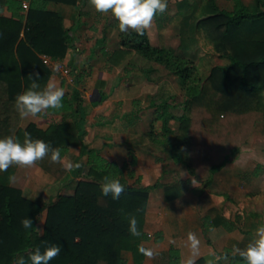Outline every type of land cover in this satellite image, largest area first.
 I'll list each match as a JSON object with an SVG mask.
<instances>
[{"label":"trees","instance_id":"obj_1","mask_svg":"<svg viewBox=\"0 0 264 264\" xmlns=\"http://www.w3.org/2000/svg\"><path fill=\"white\" fill-rule=\"evenodd\" d=\"M87 1L0 0V138L12 136L23 143L24 134L30 133L33 140L59 148L62 160L74 146H81L82 151L75 162L79 167L71 171L65 170L61 163H53L54 168L47 166L50 157L38 162L63 184L76 182L73 194H60L58 201L49 205L42 228L44 207L11 186L9 177L15 174L12 168L0 174V264H15L20 256L27 259L37 248L43 252L52 245H59L61 252L49 264H127L122 256L124 251L133 252L139 264L144 258L138 249L149 240L145 231L149 194L153 188L162 187L163 180L153 187H144L142 178L136 174L135 155L120 166L86 142L90 109L83 90L92 66L78 70L70 64L74 85L64 95L63 107L45 112V115H67L70 119L53 122L46 130L35 123L22 128L12 121V114L17 113L15 98L30 88L32 79L39 77L36 91L48 85L53 71L44 57L61 61L69 51L76 50L81 6ZM226 1L230 8H222L218 0H167V10L157 13L154 19L163 27L170 3L175 5L182 19V42L178 48L154 45L148 30L143 35L132 30L121 32L119 48L113 52L101 48V54L112 66H120L127 58L138 55L178 78L185 96L179 132L169 129L168 117L163 116L165 136L159 144L168 159L186 166L205 187L250 138L255 124L264 120V0H254L252 7L244 0ZM51 4L73 6L76 25L66 29L60 14L49 10ZM5 6L13 14L11 18L2 15ZM103 42L98 41L99 46ZM207 42L212 45L211 53L228 63L212 67L206 75L199 63L185 53L197 45L206 46ZM172 107L167 100L157 111H169ZM152 134L158 135L154 131ZM83 156H87V162L81 160ZM262 169L259 164L253 175L261 176ZM105 176L118 178L124 185L119 199L102 194ZM182 193L181 183L165 190L168 201L178 199ZM133 216L139 236L129 232ZM26 218L32 220L33 227L22 226L21 221ZM202 222L206 233L218 226L234 228L223 217L207 216ZM169 254L170 264H183L179 250L172 248ZM194 264L210 262L201 258ZM213 264L245 262L226 248L218 253Z\"/></svg>","mask_w":264,"mask_h":264},{"label":"crops","instance_id":"obj_2","mask_svg":"<svg viewBox=\"0 0 264 264\" xmlns=\"http://www.w3.org/2000/svg\"><path fill=\"white\" fill-rule=\"evenodd\" d=\"M253 2L255 4L254 0ZM25 3L28 7L29 3ZM81 7L82 16L79 17L77 48L75 51H69L64 60L56 61L59 70L53 72L49 83L64 88L66 95L74 85L70 64H73V69L76 67L78 70L92 66L91 75L87 78L83 90L86 105L90 109L86 126L88 131L86 142L90 148L98 150L104 158L120 166H123L131 155H135L137 158L136 174L137 177L142 178L144 187H153L163 180L162 187L153 188L150 191L145 222V231L149 240L141 243L144 248H150L158 255L153 259L144 256L140 264H170L169 252L172 248L179 250L183 264H186L189 258L193 259L194 263L201 258H206L211 264L217 260L218 253L226 248L233 250L235 246L244 249L252 241L256 229L264 225L262 222L264 215L254 219L248 214L242 220L243 217L239 214L229 212V208H226V201L229 196L246 194L255 188L254 182L250 180L252 178L250 174L254 173V168H250L245 157L236 156L231 158L229 163L215 175L213 182L207 186L208 189H202L200 186L205 184L196 181L193 185L192 180H195V177L186 166L175 164L168 159L163 146L159 144L165 136L163 116L168 117V128L178 133L183 110H176H178L177 106H181L185 101V97L177 99L175 94L179 92H175L176 88L173 85L174 92L171 93V85L168 81L170 80L169 71L138 55L127 58L120 66L107 63L106 58L101 54V48L109 52L119 48L121 32L117 30L119 29L118 21L115 19L113 23L109 22L110 32L106 25L103 31L101 29L98 31L99 33L102 31L100 36L96 37L97 34L94 31L97 29L94 27L90 29L89 25V19L93 14L90 11L92 6L87 1ZM49 10L60 14L66 29L76 25L74 19L76 9L73 6L51 4ZM2 15L8 18L13 16L6 6L3 7ZM96 15L102 16L99 12ZM155 24L156 21L153 19L152 26ZM92 33L94 34L93 39L86 40V35L90 37ZM101 40L104 42L99 46L98 41ZM84 43L89 46V49L85 50L82 47ZM91 57L92 60H88ZM143 62H148L149 67H145ZM162 70L165 72L162 73ZM176 79L179 84L178 78ZM89 89H91L90 93ZM102 97L105 98L103 102ZM167 100L173 107L169 111H157V107ZM64 118L70 119L67 115H45L43 113L35 118L24 119L26 122L22 128L35 123L39 128L46 130L50 124L60 122ZM153 131L157 134L160 132L159 136L155 137L152 134ZM81 154V146H74L63 161L69 158L75 165L76 159ZM81 160L87 162V156H83ZM10 168L15 171V179L11 182V186L22 190L26 197L39 203L44 207L43 211H48L49 205L54 203L50 201L46 204V199H51L53 196L48 194L49 189L50 192L53 190L52 193L58 194L57 192L63 187L68 188L61 182L60 187L57 183L51 185L49 180L51 175L46 172H43L44 176H39L40 180L46 181L42 189L36 188L35 183L32 184V178L28 175L25 179V182L28 181L26 187H20L17 185L19 182L16 180L15 167ZM165 170L167 171L164 172ZM51 180L58 181L54 178ZM134 182L132 180L131 185ZM176 183L182 184L183 193L178 199L168 201L165 190ZM75 184L76 182L70 185V190L75 191ZM207 216L213 219L223 217L230 221L234 228L228 230L224 226H218L206 233L202 221ZM189 232L194 233L200 242L195 255L186 246ZM122 256L127 264H139L136 255L131 251H124Z\"/></svg>","mask_w":264,"mask_h":264},{"label":"clouds","instance_id":"obj_3","mask_svg":"<svg viewBox=\"0 0 264 264\" xmlns=\"http://www.w3.org/2000/svg\"><path fill=\"white\" fill-rule=\"evenodd\" d=\"M89 4L101 14L110 12L118 21L120 32L132 30L139 35H143L145 30L152 27V21L157 13L163 14L167 10V0H89ZM38 79V76L35 80L32 79L30 88L15 98L14 107L21 119L35 118L48 109L63 107L62 100L65 89L50 82L42 91H36L39 88L36 82ZM60 152L59 148H52L43 140H33L30 133L27 132L24 134L23 143L12 136L0 138V172H6L12 166L32 167L45 157H50L51 163H61L68 171L79 167V165H73L71 161L65 165ZM14 179L15 177H9L10 182H13ZM194 183L193 179L192 184L194 185ZM101 191L104 196L111 194L112 198L116 200L124 192V185L118 178L105 176L101 184ZM21 223L26 229L33 227L32 220L28 218L22 220ZM129 232L133 236L140 235L134 216L129 220ZM199 243L194 233L187 234L186 246L190 248L193 255L198 252ZM138 251L149 259L158 255L152 249L142 246ZM60 252L59 245L49 246L43 252L37 248L28 255L27 259L20 256L15 260V264H29V261L30 264H49ZM236 254L242 258L245 264H264V225L256 229L252 241L244 249L233 247V255ZM186 264H194V260L189 258Z\"/></svg>","mask_w":264,"mask_h":264},{"label":"rangeland","instance_id":"obj_4","mask_svg":"<svg viewBox=\"0 0 264 264\" xmlns=\"http://www.w3.org/2000/svg\"><path fill=\"white\" fill-rule=\"evenodd\" d=\"M244 2L252 7L254 6V2L253 0H244ZM219 5L222 8H230L231 4L229 2H227L226 0H218ZM93 14L89 19V25H90V29H92V27L96 28L97 31L95 30L94 32H96V37L100 36V33L105 29V26L107 25V29L109 28V22L113 23L115 21V18L111 15V13L109 12L108 14H101L102 16L99 17L96 14L98 13L94 7H91L90 10ZM181 28H182V19L181 16L179 15V13L177 12V9L175 7V5L173 3H170L169 7H168V12L166 15V24L163 27H159L157 22L155 25H153L150 29H149V34L151 37L152 42L155 45L158 46H168V47H173V48H178L182 42L181 38H180V32H181ZM102 30L100 33L98 32L99 30ZM117 29V28H116ZM87 30V28L85 29ZM110 32V28L108 29ZM119 30V29H117ZM93 31V30H92ZM98 32V33H97ZM91 36L89 37L88 34L86 35L85 39L89 40V39H93V33L90 34ZM93 36V37H92ZM82 47L86 50L89 49L88 45L86 43H84L82 45ZM212 50V45L207 42L206 46H202V45H197L196 47L193 48V50L191 52L185 53L187 55V57L194 59L196 62L199 63L201 69L203 72L207 74L210 73V70L212 67H216V66H222V65H226L228 63V61L226 59H222L217 55H213V53H211ZM182 52V51H180ZM145 67H149V63L148 62H143ZM165 70H162V73H164ZM168 76L170 80L169 83L171 85V93L174 92L173 86L176 88L175 92H179L177 94H175L178 98H182L185 97L184 96V92L179 88V84L178 81L176 79V77L172 74H170L168 72ZM172 83V84H171ZM173 85V86H172ZM42 89L38 90V91H42ZM90 90V91H89ZM88 92H91V89H89ZM158 91V90H157ZM88 97H90L89 95H86ZM184 99V98H182ZM182 101V100H181ZM180 104H182V102H180ZM178 110L176 111H182L183 110V104L181 106H177ZM12 121L14 124H16L17 126H21L25 124V120L21 119L18 112L12 114ZM158 134H160V132H158ZM245 138V135H243V139ZM165 155V154H164ZM243 156L245 157L246 161L248 164H250V168L255 170V168L261 164L263 169H262V173L261 176L259 177H255L252 175V173L250 174V176L252 178H250L251 182H254V189L252 191H250L249 193H240L238 195H233L232 197H227V201H226V208H229V212L234 213L235 215L239 214L241 217H243L242 220H244L246 218V216L248 214H250L251 216L254 217V219L259 218L260 216L264 215V120L259 121L255 124V126L253 127L251 136L249 139H247V141L240 146V149L238 151V153L235 156H232L231 158L233 159L236 156ZM69 161L72 162L71 159L67 158L64 161V164L66 165ZM47 166H50L52 168H54V164L50 162V160H48L46 162ZM13 168L15 167L16 169V180L17 182H19V184L17 183L18 186L20 187H26L25 185L27 184L25 179L27 178V175L30 176L32 178V184L33 182L36 185V188L38 189H42V187L44 186V184L46 183V181L44 180H40L39 176L43 175V172L48 173L45 169H43L39 163H37L36 165L32 166V167H19V166H12ZM63 168L66 170V168L63 165ZM3 173V172H0ZM249 174V172H247ZM49 174V173H48ZM51 175V174H50ZM42 176V177H43ZM57 181L54 182V180L52 181L51 179H53L52 177ZM49 180L50 183H52L51 185L57 183L60 187V180L56 179L53 175H51ZM195 181L198 183H202L200 182L196 177H195ZM250 182V183H251ZM30 183V182H29ZM62 183V182H61ZM74 183H72L73 185ZM71 185V184H70ZM70 185H65L66 188H62L61 190H59V192L56 193H52L53 190L50 189L48 190V194L49 195H53L51 199H46L47 203L49 204V202L54 201L57 202V196L59 194H73L74 191L70 190L69 187H71ZM202 187V189H208L209 187H205V186H200ZM205 187V188H204ZM17 188V187H14ZM56 200V201H55ZM48 216V211L44 210L42 211L41 214V218H40V227L42 228V226L45 223V219ZM261 221V220H260ZM262 222H264V219L262 220Z\"/></svg>","mask_w":264,"mask_h":264},{"label":"built area","instance_id":"obj_5","mask_svg":"<svg viewBox=\"0 0 264 264\" xmlns=\"http://www.w3.org/2000/svg\"><path fill=\"white\" fill-rule=\"evenodd\" d=\"M44 60H45V63L52 69L53 72H57L59 70V66L56 63V61L52 60L50 57L45 56Z\"/></svg>","mask_w":264,"mask_h":264},{"label":"water","instance_id":"obj_6","mask_svg":"<svg viewBox=\"0 0 264 264\" xmlns=\"http://www.w3.org/2000/svg\"><path fill=\"white\" fill-rule=\"evenodd\" d=\"M214 263V262H213ZM213 263H211V264H213Z\"/></svg>","mask_w":264,"mask_h":264}]
</instances>
